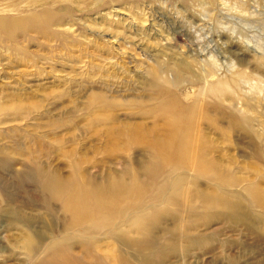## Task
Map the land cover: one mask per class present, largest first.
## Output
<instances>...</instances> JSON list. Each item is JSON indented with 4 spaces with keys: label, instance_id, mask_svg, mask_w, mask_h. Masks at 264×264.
Wrapping results in <instances>:
<instances>
[{
    "label": "rangeland",
    "instance_id": "374dc122",
    "mask_svg": "<svg viewBox=\"0 0 264 264\" xmlns=\"http://www.w3.org/2000/svg\"><path fill=\"white\" fill-rule=\"evenodd\" d=\"M39 1L52 5L50 0ZM70 1L57 6L73 9L79 20L75 25L79 44L63 52L59 43L39 41L36 34L27 32L12 39L27 44L26 60L0 50V105L21 106L0 116V264H145L139 253L122 248L111 237L43 251L48 241L65 232V219L58 203L51 204L43 196L41 177L66 178L78 170L96 182L111 175L125 176L130 184L136 170L140 182H148L153 156L147 149L153 136L165 129L155 118L160 101L147 85L148 72L172 70L181 77L173 69L180 62L187 63L181 71L186 82L173 90L177 100L189 106L200 86L201 60L209 56L201 50L219 49L218 64L224 68L220 73L227 72L225 65L236 64V70L243 71L252 85L257 83V90L254 93L244 82L237 83V88L229 82L233 93L225 89L222 95L210 94L202 105L208 108V116L217 104L225 113L232 111V105L245 108L239 116L245 119L249 133L230 129L226 119H218L216 127L204 119L200 128L212 141L213 157L226 166V174L240 180L229 188L243 193L250 185L263 193L264 158L258 152L264 155V0H103L94 9L91 1ZM3 3L0 0V7ZM15 5L0 14L37 9L20 2ZM79 5L84 13L75 12ZM50 10L59 15V22L71 16ZM108 11L114 15L107 16ZM140 17L144 25L138 22ZM109 34L117 40L108 43ZM93 93H101L112 105L116 123L89 125L88 101ZM135 122L144 127L155 122L156 126H150V136L133 139L128 135L133 129L126 124ZM187 176L192 178L195 173ZM187 182V196H191L192 214L196 215L191 223L198 226L190 234H201L203 243L191 248L179 244L176 253L166 243L163 250L168 257L161 264H264V219L253 220L250 227L233 225L230 216L220 215L223 209L200 202L199 195L210 193L208 184L195 187ZM245 210H240V218ZM165 223L163 230L173 227L170 221ZM156 236L161 241L167 238L161 233ZM24 237L37 243L34 257L21 248Z\"/></svg>",
    "mask_w": 264,
    "mask_h": 264
},
{
    "label": "bare ground",
    "instance_id": "6f19581e",
    "mask_svg": "<svg viewBox=\"0 0 264 264\" xmlns=\"http://www.w3.org/2000/svg\"><path fill=\"white\" fill-rule=\"evenodd\" d=\"M50 1H52L51 6L39 0H3L0 12L9 7L14 8L16 2L37 9L15 15L0 14V50L13 53L17 58L26 60L23 57L29 56L27 44L13 43L12 39L18 33L27 32L36 34L39 41L44 40L54 45L59 43L60 51L63 52L79 44L78 28L75 26L79 20H76L73 9L57 6L59 2L71 1ZM86 1H91V8L94 9L103 0ZM75 8V12L84 13L86 11L80 5ZM50 9L59 11L61 15H71L73 20L71 21L70 16L65 18L64 22L56 21L59 15ZM110 13L108 11L105 14L114 15ZM101 16L104 17V14ZM138 22L142 25L146 23L141 17ZM93 26L98 27L95 24ZM99 28L102 27L99 26ZM107 30L108 28H105V31ZM107 36L108 43H111L110 39L114 38L115 42L118 38L115 34ZM82 37L87 40L84 36ZM87 41L91 43L90 40ZM61 45L68 46L66 50H63ZM218 50H201L209 52V56L208 59L201 60L200 86L196 90L195 102L189 106L180 103L173 90L186 82V79L182 78L181 71L188 67L187 63L180 62V65H175L173 69V72H180L181 77L176 73L174 75L172 70L170 73L160 69H151L148 72L151 80L147 85L154 90L160 101L155 118L161 121L162 127H165L162 133L153 136V141L147 149L153 156L149 166L151 178L148 182L141 183L136 170L131 175L130 184L124 180L125 176L121 178L111 175L102 183L96 182L88 175L81 176L78 170H74L73 174L66 178L54 174L41 177L43 196L47 197L51 204L58 203L65 219V232L48 241L43 251L73 243L85 246L99 237L106 239L111 237L122 248L139 253L137 256L143 263L161 264L167 256L163 250L166 243L174 253L180 250L179 244H185L189 248L198 247L203 243V238L201 234H190L191 230H197L198 226L191 223L196 215L192 214L194 207L191 205V196H187L185 187L187 181H191L195 187L202 185V182L208 184L210 193L199 195L200 202L207 207L223 209L220 215L230 216L233 225L243 223L250 227L255 223L253 220L264 219V192L262 193L256 186L254 188L257 190L250 189V185L245 186L247 190L243 193H237L236 190L229 188L239 179L226 174V166L219 164L213 157L212 150L215 147L212 141L208 140L200 128V122L204 119L212 124H215L218 119H226L230 129L232 127L249 133L245 119L239 116L245 108H239L238 104L232 105L229 106L232 111L225 113L222 106L217 104L216 111L209 117L205 112L208 108L202 105V99L210 94L222 95L225 89L228 90L226 92L233 93L234 90H231L232 86L229 82H234V87L237 83L244 82L251 86L250 90L254 93L257 90V83L252 85L251 81L243 76V71L236 70V64L225 65L227 72L220 73L224 68L218 64L216 56ZM257 60L261 61V58L258 57ZM227 75L232 76L233 80H230ZM150 92V97H153L155 93ZM20 108V105L12 107L2 103L0 116H8V113L18 111ZM88 109L91 127L116 123L112 105L101 93H93L89 96ZM126 126L133 129L128 134L131 138L141 139L150 136L152 131L150 126L152 128L156 124L152 122L150 126L144 127L145 125L135 122L126 124ZM216 126L217 124L214 125ZM214 130H218V127ZM258 156L264 158L260 151ZM81 172L83 173L82 170ZM188 172L195 173V176L188 178ZM149 192L151 193L148 196ZM241 196L246 199L239 200ZM177 208L179 210L174 213ZM243 208L246 209L245 215L244 218H240V210ZM167 221H170L173 227L163 230ZM159 233L167 238L161 241L156 236ZM129 234L133 237H129ZM21 248L27 255L34 257L38 245L31 238L24 237ZM146 254L149 256L146 257Z\"/></svg>",
    "mask_w": 264,
    "mask_h": 264
}]
</instances>
